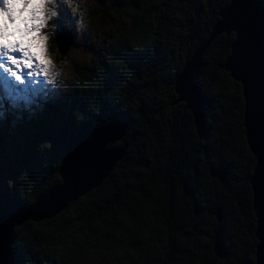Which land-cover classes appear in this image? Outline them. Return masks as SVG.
Wrapping results in <instances>:
<instances>
[{
    "label": "trees",
    "instance_id": "trees-1",
    "mask_svg": "<svg viewBox=\"0 0 264 264\" xmlns=\"http://www.w3.org/2000/svg\"><path fill=\"white\" fill-rule=\"evenodd\" d=\"M229 3L98 0L87 11L102 26L113 15L107 17L100 6L123 14L128 23L112 22L107 60L99 69L79 65L65 95L31 111L9 110L0 120L10 132H20L19 148L7 152L0 165L6 184L0 189V214L34 205L52 191L62 182L67 155L101 126L125 125L126 135L113 146L127 152L102 185L63 212L17 227L10 264H87L97 257L102 264H256L250 183L256 157L244 126L242 84L222 67L235 33L221 34L203 57L202 134L175 85ZM53 43L56 48V37ZM64 59L59 52L60 66ZM213 169L226 173L224 182ZM218 237L228 248L225 259L215 252Z\"/></svg>",
    "mask_w": 264,
    "mask_h": 264
},
{
    "label": "water",
    "instance_id": "water-1",
    "mask_svg": "<svg viewBox=\"0 0 264 264\" xmlns=\"http://www.w3.org/2000/svg\"><path fill=\"white\" fill-rule=\"evenodd\" d=\"M235 33L231 54L222 65L242 84L245 97L244 126L256 166L250 178L257 217L256 264H264V4L261 0H230L221 11L208 40L201 45L177 75L175 85L179 100L187 103L199 133L206 128L207 98L201 90V65L212 43L224 33ZM75 33L65 28L56 35L62 55L74 45ZM123 124L101 126L83 137L65 158L60 175L62 182L34 205H18L0 214V264H10L12 239L17 227L28 221L39 222L63 212L68 206L99 187L110 177L127 152V147L113 145L123 139ZM212 175L225 181L226 173L212 170ZM216 215L222 221L223 212ZM214 248L225 259L229 252L225 241L218 237Z\"/></svg>",
    "mask_w": 264,
    "mask_h": 264
},
{
    "label": "snow or ice",
    "instance_id": "snow-or-ice-1",
    "mask_svg": "<svg viewBox=\"0 0 264 264\" xmlns=\"http://www.w3.org/2000/svg\"><path fill=\"white\" fill-rule=\"evenodd\" d=\"M76 0H0V120L54 95L60 73L47 55L48 22ZM51 5V7H49ZM75 12V9H73ZM83 26V20H80ZM58 25L53 23L55 33Z\"/></svg>",
    "mask_w": 264,
    "mask_h": 264
},
{
    "label": "rangeland",
    "instance_id": "rangeland-1",
    "mask_svg": "<svg viewBox=\"0 0 264 264\" xmlns=\"http://www.w3.org/2000/svg\"><path fill=\"white\" fill-rule=\"evenodd\" d=\"M98 0H76V3L70 7L68 5H62L59 9L60 15L54 17L48 22L49 27L45 29V33L48 36L47 41V55L51 58L55 65V71L60 73L57 81H54L55 89L54 95L50 98L65 95L71 83L77 79V68L82 63H93L96 69L100 68L101 62L108 58V48L114 41V28L111 26L113 21H122L128 23V19L123 14L111 13L105 6H100L101 10L107 12V17L113 15L110 19L108 26H102L98 22L89 19L87 11L91 8H96ZM51 7V5H49ZM75 9V12H73ZM83 20V26L80 20ZM3 19L0 18V23ZM56 23L58 25L55 33L51 31V25ZM62 27L71 28L73 27L76 31L74 36V45L68 54L64 55L65 59L62 61L63 66H60L56 60V56L59 53V49L53 43V38L56 37L57 32ZM19 111V110H18ZM19 131L14 133L1 124L0 122V165L3 163V159L6 158V153L15 151L19 148L20 140L17 139ZM19 135V134H18ZM5 178L2 176V170L0 168V189L6 184L4 183ZM96 259V260H94ZM91 259L87 264H102L100 258ZM111 264V263H108Z\"/></svg>",
    "mask_w": 264,
    "mask_h": 264
},
{
    "label": "bare ground",
    "instance_id": "bare-ground-1",
    "mask_svg": "<svg viewBox=\"0 0 264 264\" xmlns=\"http://www.w3.org/2000/svg\"><path fill=\"white\" fill-rule=\"evenodd\" d=\"M100 10H101V8H100ZM104 12V11H103ZM156 18V17H155ZM206 96V95H205ZM217 217V216H216Z\"/></svg>",
    "mask_w": 264,
    "mask_h": 264
}]
</instances>
